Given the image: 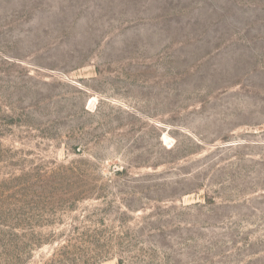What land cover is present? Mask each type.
<instances>
[{
	"label": "rangeland",
	"instance_id": "1",
	"mask_svg": "<svg viewBox=\"0 0 264 264\" xmlns=\"http://www.w3.org/2000/svg\"><path fill=\"white\" fill-rule=\"evenodd\" d=\"M0 264H264V0H0Z\"/></svg>",
	"mask_w": 264,
	"mask_h": 264
}]
</instances>
